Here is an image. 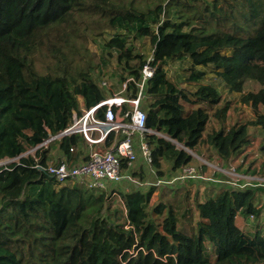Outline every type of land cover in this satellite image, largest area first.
Segmentation results:
<instances>
[{
  "label": "trees",
  "instance_id": "1",
  "mask_svg": "<svg viewBox=\"0 0 264 264\" xmlns=\"http://www.w3.org/2000/svg\"><path fill=\"white\" fill-rule=\"evenodd\" d=\"M89 18L125 32L106 46L116 52L120 86L129 79L124 89L128 98L135 97L147 61L133 52L128 33L150 43L155 71L144 92L150 97L144 137L157 179L170 182L201 145L212 147L228 165L245 151L252 135H264V0H152L141 7L132 0H0V161L8 160L0 164V264H264V214L253 232L235 222L237 215L261 213L264 202L258 204L257 186L236 188L228 179L215 194L198 187L192 223L187 215L179 216L183 203L164 198L152 203L153 192H162V185L151 182L116 191L124 207L117 219L109 211L106 191L58 182L34 166V156L46 165L53 141L62 158L78 160L87 144L81 133L37 146L70 126L82 109L113 94L108 83L101 85L90 73L73 68L62 49L85 36L79 25ZM38 55L54 59L50 71L37 70ZM184 56L189 67L183 80L195 85L190 94L163 67L168 59ZM198 66H211L228 92H237L251 108L253 119L206 131L207 110L213 109L220 124L230 101L202 81L205 72ZM250 81L256 90L247 88ZM116 109L111 107L113 115ZM128 109L124 103L119 113ZM106 111L107 105H100L94 115L105 120ZM123 137L120 129L111 130L102 144L110 147ZM31 148L34 156L25 153ZM259 150L263 161L253 172L264 177V141ZM164 163L170 166L165 173ZM131 168L121 156L120 172ZM131 174L144 176L140 170ZM254 182L264 187V182Z\"/></svg>",
  "mask_w": 264,
  "mask_h": 264
},
{
  "label": "rangeland",
  "instance_id": "2",
  "mask_svg": "<svg viewBox=\"0 0 264 264\" xmlns=\"http://www.w3.org/2000/svg\"><path fill=\"white\" fill-rule=\"evenodd\" d=\"M128 1V0H123ZM134 5H137L139 7L145 6L146 4H149L152 0H132ZM207 3H210L212 0H204ZM80 30L85 35L83 38H76L75 39V45L72 47H62L65 53V57H67L68 61L71 62V65H73V68H81V72L90 73L92 78L96 80L97 82L105 81L110 86V89H112L113 94H110L107 96V98L111 97H126L124 94V91L122 90L120 83H118L119 74L121 71V68L116 62L115 54L116 52L113 49H109L106 46V42L112 38L114 35L118 33H125L124 31L120 30L119 28L111 29L108 28L102 24H98L95 22V19L89 18L85 22L81 23ZM128 39L129 43H131V47L133 49V52L140 53L145 56L146 60L151 57V48L150 43L148 39H137L135 38L131 33H128ZM54 59L51 56H37L36 58V68L40 73H45L47 71H50L53 66ZM164 70L166 72V75L171 78L173 81H175L179 87L185 89L187 94H190L194 88L195 85L188 84L183 80L184 77L188 75V70H186L189 67V59L184 56L181 59H168L167 62L163 65ZM197 69L203 70L205 72V77L202 79V81L214 86L221 94H222V100H228L229 108L226 112L225 119L222 123L219 124L216 117L213 115L212 111L213 109L209 108L207 111L209 112V119L206 126V131L210 129H218L220 126L227 127L228 123L238 120L240 123H245L247 121H250L253 119V113L249 106L241 103L238 99L239 94L237 92L229 93L227 90V85L224 83L222 78L213 70L211 66L209 67H203L198 66ZM247 88H251L252 90H256L258 88L257 84L250 81L247 83ZM150 97H147V95L143 98V107L145 110L147 109V104L149 103ZM81 102V99H79ZM142 105V104H141ZM189 109V107H187ZM187 109V110H188ZM252 130V129H251ZM264 141V135L263 136H251V143L248 147H251V145L254 147H257L259 149L260 144ZM86 143H88L86 141ZM49 147V159L48 161H56V160H62L61 152L58 149L57 144L53 141ZM85 146V145H84ZM101 147V146H100ZM100 147L97 149L101 150ZM201 149L198 152V155H193V160L191 161L188 166H192L196 169L197 173L200 174V178H189L191 181L185 182V184H181L182 186L178 187L175 185L176 180L173 178L174 175L171 174V180L167 184H161L162 185V192L156 190L153 192L151 196V202L155 203L160 198H164L168 200L171 204L176 203H183V207H181V210L179 211V216L181 219L185 218V215L190 217V221L192 223L195 222L194 217L196 216L194 214L195 211H193V199L194 194L197 192L198 187H201L202 189H208L211 190V193L215 194L220 189L218 186L225 185V183L230 179L234 181L238 175L244 177L245 175L248 177H257V173L253 172L256 171L261 162L263 161V157L260 154H242V157L239 158L238 161L234 162L240 155H237L236 158L230 161L228 165H225L223 162L219 161L220 159L217 155L214 149L210 146H199ZM83 148V147H82ZM25 153H30L34 155V151L31 149H28ZM62 158V159H60ZM240 159H242V162H240ZM14 160V159H13ZM65 160V159H64ZM8 160H2L0 163L7 162ZM201 163H205L202 167H204L201 170V173L198 172V167H200ZM208 163V164H206ZM239 163V164H238ZM146 166V164H144ZM148 166V165H147ZM146 166V167H147ZM207 168H206V167ZM151 168L150 166H148ZM152 169V168H151ZM163 173L168 172L170 170V166L168 164H163ZM238 175H237V174ZM122 175V172H121ZM228 176V177H226ZM259 176V175H258ZM162 177H167L165 176ZM259 176L258 178H260ZM263 178V177H261ZM205 179V180H204ZM227 179V180H225ZM219 180L222 182L219 183ZM118 180L112 181L111 185L108 183L107 190H110L112 192H115L114 195L109 196L108 198V206L109 211L112 214L113 212L115 214H112V217H115L117 219H121L124 215V207L122 206V201L120 198L116 195V191H120L119 188H117V184H113V182H116ZM240 179L236 183L238 185H243L244 182ZM206 182V183H205ZM151 184L145 185L149 186ZM165 185V186H163ZM167 185V186H166ZM175 185V186H174ZM235 186V185H233ZM250 187H259V201L258 204H261L264 202V187L258 186V185H247ZM236 188H243L235 186ZM245 187V186H244ZM106 190L107 194H111ZM118 194V193H117ZM187 196V201L185 200ZM182 199V200H181ZM186 206L190 210H186ZM191 212V213H189ZM261 213L255 217L250 215L243 216H237L235 219L236 224L241 227L246 232H253L258 226L262 225L263 223V214H264V208H261ZM184 223L181 221L179 222V228H182ZM264 227H262V231ZM183 229L186 230L184 227Z\"/></svg>",
  "mask_w": 264,
  "mask_h": 264
},
{
  "label": "built area",
  "instance_id": "3",
  "mask_svg": "<svg viewBox=\"0 0 264 264\" xmlns=\"http://www.w3.org/2000/svg\"><path fill=\"white\" fill-rule=\"evenodd\" d=\"M149 60L150 58L147 59L146 63L143 65L140 77L136 82L137 92L135 97L128 98L118 96L106 98L89 109H82L79 116H74L73 123L62 131L65 132V134L75 132L81 133L90 145H95L102 143L109 131L120 129L124 137L116 145H112L105 150L91 147L90 150L76 162L68 160L48 161L45 166H41L38 163V158L33 155L35 160L34 166L38 169H43L58 182L71 180L94 190H104L107 181H115L122 177L120 172L121 156L126 158L128 167H132L139 156L144 164L151 167L152 156L144 137V132H148L149 129L145 126L146 110L142 104V100L145 97L144 92L146 83L153 76L155 71V67L150 64ZM128 81L129 79L122 82L121 88L123 91ZM101 85H106V82L102 81ZM124 103L128 105L129 109L123 113H119L120 118L118 120L112 118V115H108L107 117V114H105V120H99L94 115L95 109L100 105H107L106 113L111 112L112 106L116 107L117 111L120 112V107ZM127 118H130V121H126ZM135 134L137 135L136 141L133 138ZM52 139H54L53 136L45 139L37 147H46L47 143ZM135 142H137L136 145ZM135 146L138 152L135 150ZM35 148H31V150L35 151ZM69 150L72 152L73 148L71 147ZM240 157H242V154L232 163L235 164ZM240 162H242V159H240ZM200 177L196 169L188 165L184 166L180 174L176 175L175 178L173 176L175 180L181 181ZM258 177V175L256 178L238 175L230 184L244 187L252 184L258 185L259 183H255L254 180L257 182H264V177ZM240 179L243 180V185H238L236 183ZM219 182L222 181L219 180ZM163 183L168 182L160 178L155 180V184ZM250 216L253 215L250 214Z\"/></svg>",
  "mask_w": 264,
  "mask_h": 264
},
{
  "label": "crops",
  "instance_id": "4",
  "mask_svg": "<svg viewBox=\"0 0 264 264\" xmlns=\"http://www.w3.org/2000/svg\"><path fill=\"white\" fill-rule=\"evenodd\" d=\"M106 114H107V117H108V115H112V118H114L116 120H118L120 118L119 117V112L117 111V109H116V113L114 115L111 112H107ZM136 137H137V135L135 134V136L133 137L135 139V141L137 140ZM136 144H137V142H135V145ZM112 145H114V144H112ZM248 146L246 147L245 151L242 154H245V155L246 154H248V155L251 154L252 155V154H254L256 152L257 155L260 154L262 156V154L260 153V150L257 149V147H255V146L253 147L252 145H251V147H248ZM91 147L92 148L93 147H96V148L100 147V149L102 148L101 150H105V149L109 148V147H104V145L102 143L95 144V145H90L89 143H87L83 148H80L82 152H81L78 160H80L90 150ZM135 150L138 152V150L136 149V146H135ZM78 160H76V161H78ZM218 160L221 161L220 159H218ZM76 161H74V162H76ZM203 164L205 165V163H203ZM206 164H208V163H206ZM146 166H144L141 163L140 156H139V158L137 159V161L134 163V167L132 166V168L130 169V171L128 169L124 170L122 172V177H120L118 179V181L113 182V184H117V188H119L120 191L124 192V191L131 190V189H133L135 187H139V186L140 187H143V185L150 184L151 182H155V180L157 179V177L155 176V172L151 168H149L148 166L146 167ZM135 170H137V171L140 170L144 174V176H143L142 179L140 177H138L137 175L136 176H133L131 174ZM187 181H191V180L186 179V180H183V182L179 181V182H177L176 185L178 187L179 186L181 187ZM111 182L112 181H108V183H110V185H111ZM108 183L106 182V184H105V187L106 188L104 189V191L107 190ZM110 190H107V191L111 193L110 194V197H111V195H114L115 192H112ZM116 195L118 196L119 194L116 193ZM193 211H195V210L193 209ZM194 214L196 215L194 217V220L196 221L197 220V213H196V211L194 212ZM237 216H240L241 217L242 215H237Z\"/></svg>",
  "mask_w": 264,
  "mask_h": 264
},
{
  "label": "water",
  "instance_id": "5",
  "mask_svg": "<svg viewBox=\"0 0 264 264\" xmlns=\"http://www.w3.org/2000/svg\"><path fill=\"white\" fill-rule=\"evenodd\" d=\"M65 134V132H60V133H58L57 135H54L53 136V138H57V137H59V136H61V135H64ZM1 164V163H0Z\"/></svg>",
  "mask_w": 264,
  "mask_h": 264
}]
</instances>
